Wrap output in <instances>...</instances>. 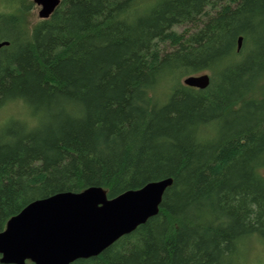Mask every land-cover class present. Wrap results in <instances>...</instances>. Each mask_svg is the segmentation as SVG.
<instances>
[{
  "label": "trees",
  "instance_id": "obj_1",
  "mask_svg": "<svg viewBox=\"0 0 264 264\" xmlns=\"http://www.w3.org/2000/svg\"><path fill=\"white\" fill-rule=\"evenodd\" d=\"M0 5V109L23 114L0 121V231L34 199L171 177L157 214L70 264H264V0H59L33 24L32 0Z\"/></svg>",
  "mask_w": 264,
  "mask_h": 264
},
{
  "label": "water",
  "instance_id": "obj_2",
  "mask_svg": "<svg viewBox=\"0 0 264 264\" xmlns=\"http://www.w3.org/2000/svg\"><path fill=\"white\" fill-rule=\"evenodd\" d=\"M38 16L47 18L59 0H33ZM242 37L237 39V49ZM8 41H0V48ZM207 73L191 74L182 83L204 89ZM264 174V171H263ZM171 177L108 197L100 186L64 191L27 203L0 231V262L11 264H70L99 254L157 214Z\"/></svg>",
  "mask_w": 264,
  "mask_h": 264
},
{
  "label": "rangeland",
  "instance_id": "obj_3",
  "mask_svg": "<svg viewBox=\"0 0 264 264\" xmlns=\"http://www.w3.org/2000/svg\"><path fill=\"white\" fill-rule=\"evenodd\" d=\"M32 2H33V0H32ZM0 7H1V5H0ZM39 8L40 7L34 3V8L28 16V22L30 24H33L34 22L41 19L38 16ZM200 73H207L208 75H210L212 77V74L208 70L202 71ZM200 73H198V74H200ZM186 76H188V75H186ZM186 76H182L180 78V81H182L183 78ZM216 80L217 79H215V81ZM167 87H168V84L163 81V84L160 85L159 89L162 90V89L167 88ZM262 87H264V80L259 81V83H256V87H255L254 91H252V93H250V97H252V98L260 97L262 95V89H263ZM22 115H23L22 114V106L20 105L19 101H15V102H11V103L7 104L5 107L0 109V121L2 122V120L4 119V121L1 123V126H3L7 122L6 117H8V116H16V117L21 116L22 117ZM263 171H264V169H262L261 172L263 173ZM250 253L252 256H254V258H256V259L261 258V260L264 261V246L261 243L259 244V242H256L254 244H251L250 245ZM249 256H250V254H249Z\"/></svg>",
  "mask_w": 264,
  "mask_h": 264
}]
</instances>
